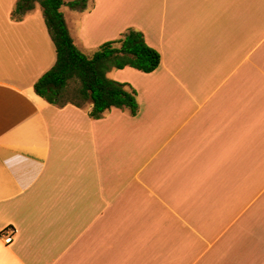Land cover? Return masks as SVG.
<instances>
[{
  "label": "crops",
  "instance_id": "obj_1",
  "mask_svg": "<svg viewBox=\"0 0 264 264\" xmlns=\"http://www.w3.org/2000/svg\"><path fill=\"white\" fill-rule=\"evenodd\" d=\"M73 1L79 49L133 28L160 68L110 72L136 116L55 107L42 7L0 0V264H264V0Z\"/></svg>",
  "mask_w": 264,
  "mask_h": 264
},
{
  "label": "trees",
  "instance_id": "obj_2",
  "mask_svg": "<svg viewBox=\"0 0 264 264\" xmlns=\"http://www.w3.org/2000/svg\"><path fill=\"white\" fill-rule=\"evenodd\" d=\"M93 1V0H92ZM91 0L69 2L74 10H87ZM38 3L55 44L57 61L34 85L36 95L49 104L64 108L73 105L79 109L92 106L89 116L98 120L113 108L139 112L138 92L128 83L110 79L112 70L132 68L150 74L160 68L161 54L149 46L145 35L128 28L118 39L108 41L89 56L75 44L63 12L64 0H18L12 13L20 21L35 9Z\"/></svg>",
  "mask_w": 264,
  "mask_h": 264
},
{
  "label": "rangeland",
  "instance_id": "obj_3",
  "mask_svg": "<svg viewBox=\"0 0 264 264\" xmlns=\"http://www.w3.org/2000/svg\"><path fill=\"white\" fill-rule=\"evenodd\" d=\"M92 1V0H91ZM92 3H94L93 1H92ZM90 4V3H89ZM62 11V10H61ZM79 48V47H78ZM81 50V49H80ZM97 49H93V50H85V51H82L83 53H85L86 55H89V56H91V55H93V53L96 51ZM115 72L116 71H113L112 73H110V74H108V77L110 78V79H113V76H114V74H115Z\"/></svg>",
  "mask_w": 264,
  "mask_h": 264
},
{
  "label": "built area",
  "instance_id": "obj_4",
  "mask_svg": "<svg viewBox=\"0 0 264 264\" xmlns=\"http://www.w3.org/2000/svg\"><path fill=\"white\" fill-rule=\"evenodd\" d=\"M13 240V236L9 235L8 237L5 238V243H10Z\"/></svg>",
  "mask_w": 264,
  "mask_h": 264
}]
</instances>
